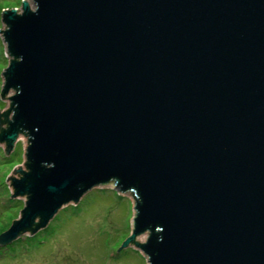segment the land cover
<instances>
[{
  "label": "water",
  "instance_id": "95a60500",
  "mask_svg": "<svg viewBox=\"0 0 264 264\" xmlns=\"http://www.w3.org/2000/svg\"><path fill=\"white\" fill-rule=\"evenodd\" d=\"M32 2L1 12L0 245L111 183L146 264H264V0Z\"/></svg>",
  "mask_w": 264,
  "mask_h": 264
},
{
  "label": "rangeland",
  "instance_id": "374dc122",
  "mask_svg": "<svg viewBox=\"0 0 264 264\" xmlns=\"http://www.w3.org/2000/svg\"><path fill=\"white\" fill-rule=\"evenodd\" d=\"M22 1L34 8L32 0H0V30L4 28L1 12L13 8L19 13ZM5 3L9 7H3ZM7 63L0 35V91L1 73ZM5 107L7 100L0 98V113ZM25 145L26 137L21 134L8 154L0 144V228L7 226L5 230L18 218L23 201L22 197L10 198L6 177L17 165H22ZM132 215L133 202L127 192L118 193L111 183L95 186L76 204L60 208L35 235L22 234L12 240L9 244L15 243L12 249L16 255L1 260L0 264H146L145 256L134 245L121 247L130 235ZM135 239L145 242V232Z\"/></svg>",
  "mask_w": 264,
  "mask_h": 264
},
{
  "label": "flooded vegetation",
  "instance_id": "af4514ba",
  "mask_svg": "<svg viewBox=\"0 0 264 264\" xmlns=\"http://www.w3.org/2000/svg\"><path fill=\"white\" fill-rule=\"evenodd\" d=\"M7 227V226H6ZM6 227H3L0 228V233L5 230ZM15 243L12 242L11 244H5V245H0V261L1 260H4L5 258H13L14 255H16V251L15 249L13 250L12 249V246L14 245Z\"/></svg>",
  "mask_w": 264,
  "mask_h": 264
},
{
  "label": "clouds",
  "instance_id": "9594fccd",
  "mask_svg": "<svg viewBox=\"0 0 264 264\" xmlns=\"http://www.w3.org/2000/svg\"><path fill=\"white\" fill-rule=\"evenodd\" d=\"M3 7H9V5H8L7 3H5V4L3 5Z\"/></svg>",
  "mask_w": 264,
  "mask_h": 264
},
{
  "label": "bare ground",
  "instance_id": "6f19581e",
  "mask_svg": "<svg viewBox=\"0 0 264 264\" xmlns=\"http://www.w3.org/2000/svg\"><path fill=\"white\" fill-rule=\"evenodd\" d=\"M14 171H15V170H14ZM14 171H13V173H14ZM13 173H12V174H13Z\"/></svg>",
  "mask_w": 264,
  "mask_h": 264
}]
</instances>
